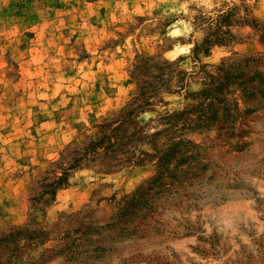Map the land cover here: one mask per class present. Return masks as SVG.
I'll return each instance as SVG.
<instances>
[{
    "label": "rangeland",
    "instance_id": "374dc122",
    "mask_svg": "<svg viewBox=\"0 0 264 264\" xmlns=\"http://www.w3.org/2000/svg\"><path fill=\"white\" fill-rule=\"evenodd\" d=\"M0 264H264V0H0Z\"/></svg>",
    "mask_w": 264,
    "mask_h": 264
},
{
    "label": "trees",
    "instance_id": "16d2710c",
    "mask_svg": "<svg viewBox=\"0 0 264 264\" xmlns=\"http://www.w3.org/2000/svg\"><path fill=\"white\" fill-rule=\"evenodd\" d=\"M65 174V173H64ZM66 179H65V177L64 176H62L61 178H58V180L56 181V184L59 186V185H61V184H65V181Z\"/></svg>",
    "mask_w": 264,
    "mask_h": 264
}]
</instances>
